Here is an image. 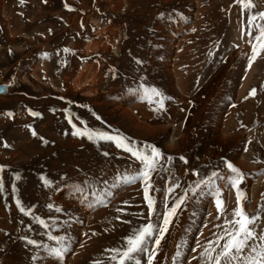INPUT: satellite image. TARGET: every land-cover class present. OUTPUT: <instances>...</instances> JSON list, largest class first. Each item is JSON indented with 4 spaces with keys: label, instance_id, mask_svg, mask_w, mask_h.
<instances>
[{
    "label": "rangeland",
    "instance_id": "rangeland-1",
    "mask_svg": "<svg viewBox=\"0 0 264 264\" xmlns=\"http://www.w3.org/2000/svg\"><path fill=\"white\" fill-rule=\"evenodd\" d=\"M252 5L245 8L239 0H0V85H9L0 94V264H30V246L19 239L25 233L47 241L44 229L19 211L17 199L50 223L57 217L60 228L53 234L63 233L66 216L50 212L49 198L78 218L67 229L73 240L62 264L107 261L105 250L145 222L140 214H147V202L139 181L121 184L114 197L93 208L70 199L67 188L53 195L43 186L44 175L82 180L85 173L102 172L111 182L117 171L137 167L114 141L74 136L72 124L155 144L174 158L170 170L182 184L196 179L193 169L202 175L214 166L221 170L225 179L217 184L224 214L210 194L189 203L173 218L156 264H170L180 240L186 242L184 264H200L197 242L212 239L215 225L230 217L237 193L222 158L244 174L239 187L245 211L259 213L257 230L264 229V53L248 65L249 40L257 34L249 19L264 12V0ZM136 57L144 63L136 64ZM87 65L92 76L84 89L74 76ZM142 83L164 94L163 109L127 91ZM167 176L168 171L153 176L158 191L150 195L158 211Z\"/></svg>",
    "mask_w": 264,
    "mask_h": 264
},
{
    "label": "snow or ice",
    "instance_id": "snow-or-ice-1",
    "mask_svg": "<svg viewBox=\"0 0 264 264\" xmlns=\"http://www.w3.org/2000/svg\"><path fill=\"white\" fill-rule=\"evenodd\" d=\"M239 3L245 8L253 6L252 0H239ZM160 15L163 17L164 14L161 13ZM258 18L260 21H264V12H257L249 19V24H253L257 29V34L250 37L249 40L251 44L250 55L248 56L249 66L264 53V23H257ZM65 51L68 50L65 49ZM135 63L142 65L144 61L136 57ZM127 91L131 94H138L142 100L154 103L160 109L165 106L166 97L156 87H149L142 83L137 88H129ZM255 91L253 88L251 94L254 95ZM9 115L11 114L9 113ZM32 115L38 116L40 113L32 112ZM97 118L99 119V117ZM69 123H71V118H69ZM72 128L74 136L86 137L89 141L94 139L114 141L117 147L129 153L134 161L138 162L137 167L133 171H117L112 176L111 182L102 172L92 175L85 173L82 180L74 179L67 174H62L59 180L44 175L41 176V181L45 188L50 189L53 195L61 193L67 188L70 199L78 201L79 204L88 208H93L97 204H105L108 198L114 197L113 189L121 184L139 181L143 184L144 200L147 202V214H140L145 222L133 226L129 233L122 238L121 244L105 250L109 254L107 261L97 260L93 264H156L157 255L161 251V241L169 232L173 218L178 217V213L187 208L189 203L198 202L205 195L210 194L215 200L218 213L224 214L225 206L220 196L217 181L223 180L225 177L219 168L214 166L213 170L206 175H202L198 169H193L192 175L196 179L182 184L179 177L170 170L174 158L172 156L166 157L155 144L144 143L141 145L132 142L127 137L113 136L103 132L96 133L87 127L79 129L75 124H72ZM32 134L36 135L35 130ZM103 155L107 157L109 153L104 152ZM179 159L185 164L188 162L185 156H180ZM222 159L230 173L227 180L231 187L236 189L237 204L230 217L224 216L223 226L215 225L218 231L213 234L212 239H208L204 245L197 242L196 248L200 249L198 253L200 264H264V229L257 230L260 214L251 216L247 214L241 199L243 193L239 187L244 180V174L232 162L225 158ZM2 168L3 166L0 165V169ZM164 171H168V187L162 204V211H158L156 200L150 193L158 191L154 188L153 176H158ZM16 178L19 179L20 177L17 176ZM175 189H180V192L176 193ZM2 190L3 183L0 181V191ZM15 190V186H13V191ZM49 200L50 202L46 204V207L50 212L54 210L55 213H63L66 216L63 221L66 227L62 234H53L52 231L53 228H60L57 217H53L55 222L50 223L43 216L36 215L32 207H25L19 199L16 201L19 211L44 229L43 235L47 237V241L43 238H33L27 233L19 237L26 247L30 246V264H52L53 261L55 264H62L66 254L71 250L73 237L67 229L72 227L74 221L78 222V218L73 211L52 202L50 198ZM124 203L127 204L128 202L124 201ZM117 211H122V209H117ZM116 219L119 220L121 217L117 216ZM124 223H131V221L124 220ZM28 230L31 231V227ZM185 244L184 240L175 244V251L170 258V264H184L181 257ZM193 258L197 259V257Z\"/></svg>",
    "mask_w": 264,
    "mask_h": 264
},
{
    "label": "crops",
    "instance_id": "crops-1",
    "mask_svg": "<svg viewBox=\"0 0 264 264\" xmlns=\"http://www.w3.org/2000/svg\"><path fill=\"white\" fill-rule=\"evenodd\" d=\"M88 66L91 67L90 65H87L86 67L83 66V68H80L79 70H77L75 72V76H74L75 80H76L77 77H79L78 79L85 84L84 85V87H85L84 89L89 88V85H88L89 82H87V81L92 76L91 69Z\"/></svg>",
    "mask_w": 264,
    "mask_h": 264
},
{
    "label": "water",
    "instance_id": "water-1",
    "mask_svg": "<svg viewBox=\"0 0 264 264\" xmlns=\"http://www.w3.org/2000/svg\"><path fill=\"white\" fill-rule=\"evenodd\" d=\"M9 85H0V94H6L8 91Z\"/></svg>",
    "mask_w": 264,
    "mask_h": 264
}]
</instances>
